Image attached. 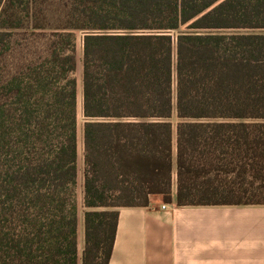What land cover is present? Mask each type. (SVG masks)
<instances>
[{
    "label": "trees",
    "instance_id": "obj_1",
    "mask_svg": "<svg viewBox=\"0 0 264 264\" xmlns=\"http://www.w3.org/2000/svg\"><path fill=\"white\" fill-rule=\"evenodd\" d=\"M31 9L0 0L11 55ZM68 13L34 33L39 59L0 78V264H108L119 208L171 203L173 188L178 206L264 203V0H72Z\"/></svg>",
    "mask_w": 264,
    "mask_h": 264
},
{
    "label": "crops",
    "instance_id": "obj_2",
    "mask_svg": "<svg viewBox=\"0 0 264 264\" xmlns=\"http://www.w3.org/2000/svg\"><path fill=\"white\" fill-rule=\"evenodd\" d=\"M172 195L119 208L108 264H264V203L178 206ZM77 238L82 252L83 227Z\"/></svg>",
    "mask_w": 264,
    "mask_h": 264
},
{
    "label": "rangeland",
    "instance_id": "obj_3",
    "mask_svg": "<svg viewBox=\"0 0 264 264\" xmlns=\"http://www.w3.org/2000/svg\"><path fill=\"white\" fill-rule=\"evenodd\" d=\"M5 0H2V4ZM32 9L29 13L23 12V20L21 27L16 31L17 45L13 55L8 51L7 45L0 47V78L6 79L11 71L24 68L26 64L39 59V56L43 50V42L45 36L34 33H40L49 35L52 30L69 25V10H71L72 0H29ZM23 4L19 5L18 10L22 13ZM22 16V15H21ZM3 20H0V26H2ZM38 26V27H36ZM264 33V31H263ZM77 37V52L79 57L77 68V80H78V121L79 127L83 122V116L81 113V75L82 66L80 62L81 57V37L82 31H76ZM176 122V119H172ZM79 178H78V197H79V209H78V227H83V217L85 207L82 203V145L79 151ZM79 256L81 252L79 251Z\"/></svg>",
    "mask_w": 264,
    "mask_h": 264
},
{
    "label": "built area",
    "instance_id": "obj_4",
    "mask_svg": "<svg viewBox=\"0 0 264 264\" xmlns=\"http://www.w3.org/2000/svg\"><path fill=\"white\" fill-rule=\"evenodd\" d=\"M165 207H166V205H165V204H163V205H162V208H165Z\"/></svg>",
    "mask_w": 264,
    "mask_h": 264
}]
</instances>
